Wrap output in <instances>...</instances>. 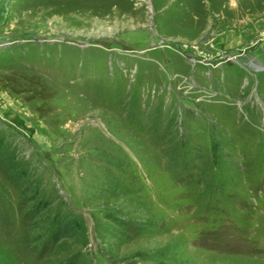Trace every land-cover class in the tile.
Returning a JSON list of instances; mask_svg holds the SVG:
<instances>
[{
	"label": "rangeland",
	"instance_id": "374dc122",
	"mask_svg": "<svg viewBox=\"0 0 264 264\" xmlns=\"http://www.w3.org/2000/svg\"><path fill=\"white\" fill-rule=\"evenodd\" d=\"M0 264H264V0H0Z\"/></svg>",
	"mask_w": 264,
	"mask_h": 264
},
{
	"label": "trees",
	"instance_id": "16d2710c",
	"mask_svg": "<svg viewBox=\"0 0 264 264\" xmlns=\"http://www.w3.org/2000/svg\"><path fill=\"white\" fill-rule=\"evenodd\" d=\"M46 206V203L41 202L39 209ZM78 231V223L68 213H57L51 222L50 241L56 243L64 238L73 237Z\"/></svg>",
	"mask_w": 264,
	"mask_h": 264
}]
</instances>
